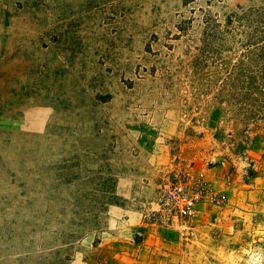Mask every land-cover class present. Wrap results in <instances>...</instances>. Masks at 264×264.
I'll return each instance as SVG.
<instances>
[{"label":"rangeland","instance_id":"374dc122","mask_svg":"<svg viewBox=\"0 0 264 264\" xmlns=\"http://www.w3.org/2000/svg\"><path fill=\"white\" fill-rule=\"evenodd\" d=\"M185 1L182 19L172 20L174 30L164 36L162 46L153 47L151 41L146 45L157 56V67L174 73L164 80L168 87L160 98L163 103L150 111L159 108L162 116L171 109L177 119L183 114L172 151L176 163L182 162L177 168L182 166L181 175L188 169L204 171L216 188L225 189L227 198L222 204H203L193 218L162 212L165 221L151 217L159 209L157 198L148 223L132 242L96 238L95 255L90 249L89 254L78 250L82 254L74 257L76 264H264V0ZM53 113L48 110L49 116L43 117L46 130L33 131L32 125V150L77 152L86 141V123L74 126L79 117L74 110L73 115L69 109ZM23 115L22 110L5 109L0 141L10 134L6 119ZM51 119L59 125L49 124ZM39 136L46 139L38 141ZM67 160L72 159L46 160L50 168L43 190L8 196L0 192V264L72 259L64 251L74 252V244L67 248L78 234L70 211L74 214V199L84 200L93 183L66 171ZM36 177L31 175L30 182ZM50 247L62 251L45 249Z\"/></svg>","mask_w":264,"mask_h":264},{"label":"crops","instance_id":"0c3cea01","mask_svg":"<svg viewBox=\"0 0 264 264\" xmlns=\"http://www.w3.org/2000/svg\"><path fill=\"white\" fill-rule=\"evenodd\" d=\"M185 4V0H0V116L11 108L24 113L20 120L6 119L11 129L1 140L0 192L8 196L48 187L46 160L52 157H71L64 163L66 171L93 183L84 200L74 199L70 214L78 234L67 248L74 244V252L64 250L72 259L59 264H76L74 257L82 254L78 250L89 254L90 249L94 256L96 238L132 242L148 223L149 209L164 186L183 172L172 152L183 114L177 119L171 109L162 116L159 108L150 111L163 103L160 98L168 87L164 80L174 73L161 71L157 56L146 45L151 41L153 47L162 46L164 36L174 30L172 20L182 19ZM68 109L79 115L74 126L86 123L84 146L69 155L32 150V125L33 131L42 132L48 110L56 114ZM49 124L59 125L55 119ZM31 175L38 176L34 179L38 183L30 182ZM60 251L56 247L51 253Z\"/></svg>","mask_w":264,"mask_h":264},{"label":"built area","instance_id":"2783aa9c","mask_svg":"<svg viewBox=\"0 0 264 264\" xmlns=\"http://www.w3.org/2000/svg\"><path fill=\"white\" fill-rule=\"evenodd\" d=\"M225 182L229 184L230 179ZM226 198L225 189L216 188L204 171L188 169L179 179L164 186L158 201L159 209L151 217L158 220L162 212H168L193 218L203 204H222Z\"/></svg>","mask_w":264,"mask_h":264}]
</instances>
